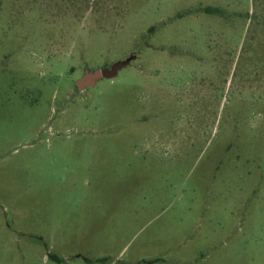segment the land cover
<instances>
[{
  "label": "rangeland",
  "instance_id": "obj_1",
  "mask_svg": "<svg viewBox=\"0 0 264 264\" xmlns=\"http://www.w3.org/2000/svg\"><path fill=\"white\" fill-rule=\"evenodd\" d=\"M0 264H264V0H0Z\"/></svg>",
  "mask_w": 264,
  "mask_h": 264
},
{
  "label": "water",
  "instance_id": "obj_2",
  "mask_svg": "<svg viewBox=\"0 0 264 264\" xmlns=\"http://www.w3.org/2000/svg\"><path fill=\"white\" fill-rule=\"evenodd\" d=\"M117 68L114 67L111 72L106 70H96L86 75L85 78L79 80L77 82L79 88H83L85 86H93L97 80L101 79L102 77H109L115 74Z\"/></svg>",
  "mask_w": 264,
  "mask_h": 264
},
{
  "label": "trees",
  "instance_id": "obj_3",
  "mask_svg": "<svg viewBox=\"0 0 264 264\" xmlns=\"http://www.w3.org/2000/svg\"><path fill=\"white\" fill-rule=\"evenodd\" d=\"M203 11L209 15H223L224 11L220 7L207 6L203 8Z\"/></svg>",
  "mask_w": 264,
  "mask_h": 264
}]
</instances>
